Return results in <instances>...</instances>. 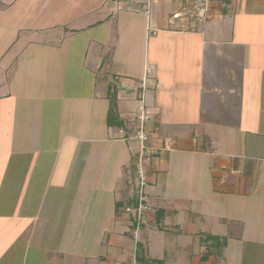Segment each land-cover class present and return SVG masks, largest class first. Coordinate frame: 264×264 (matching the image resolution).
<instances>
[{
    "label": "crops",
    "instance_id": "obj_1",
    "mask_svg": "<svg viewBox=\"0 0 264 264\" xmlns=\"http://www.w3.org/2000/svg\"><path fill=\"white\" fill-rule=\"evenodd\" d=\"M180 6L0 0V264H264V0H212L202 31ZM143 97L173 145L143 163L136 242Z\"/></svg>",
    "mask_w": 264,
    "mask_h": 264
},
{
    "label": "built area",
    "instance_id": "obj_2",
    "mask_svg": "<svg viewBox=\"0 0 264 264\" xmlns=\"http://www.w3.org/2000/svg\"><path fill=\"white\" fill-rule=\"evenodd\" d=\"M148 4L149 1H148ZM212 0H181V6L178 11L173 13L171 22L177 27L176 32H188L193 30L202 31L204 26L211 19ZM157 31L153 30V34ZM151 68L147 69L146 77L142 83L147 86L148 80L154 76ZM138 123L132 138L138 144L137 162L135 165L136 173L129 179L127 198L130 202L126 203L125 211L131 215L132 234L136 242H141V229L144 226H150L152 205L146 190V176L143 163L157 155H165L172 148V141H165L162 146L151 144L153 132L148 129V122L152 114L148 111L147 102L144 97L137 109ZM235 170H233V173ZM146 241H143V243Z\"/></svg>",
    "mask_w": 264,
    "mask_h": 264
},
{
    "label": "trees",
    "instance_id": "obj_3",
    "mask_svg": "<svg viewBox=\"0 0 264 264\" xmlns=\"http://www.w3.org/2000/svg\"><path fill=\"white\" fill-rule=\"evenodd\" d=\"M108 123L110 125L121 124V122L118 121L116 116H115V102H113V104H112V106L110 108L109 115H108ZM125 205L126 204H124V209H125Z\"/></svg>",
    "mask_w": 264,
    "mask_h": 264
},
{
    "label": "rangeland",
    "instance_id": "obj_4",
    "mask_svg": "<svg viewBox=\"0 0 264 264\" xmlns=\"http://www.w3.org/2000/svg\"><path fill=\"white\" fill-rule=\"evenodd\" d=\"M27 209H28V211H30V210H31V205H30V207H28ZM30 212H31V211H30Z\"/></svg>",
    "mask_w": 264,
    "mask_h": 264
}]
</instances>
